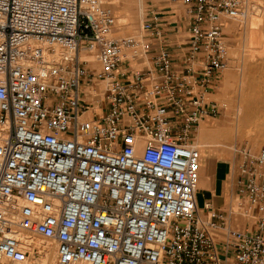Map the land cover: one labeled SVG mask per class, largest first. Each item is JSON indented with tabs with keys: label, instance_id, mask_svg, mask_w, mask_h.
I'll return each instance as SVG.
<instances>
[{
	"label": "built area",
	"instance_id": "2783aa9c",
	"mask_svg": "<svg viewBox=\"0 0 264 264\" xmlns=\"http://www.w3.org/2000/svg\"><path fill=\"white\" fill-rule=\"evenodd\" d=\"M145 35H115L107 0H0V264H264V145L244 150L236 191L253 225L212 231L224 214L197 192L195 131L228 66L226 24L244 0H166ZM23 234V237H19ZM41 253V252H40Z\"/></svg>",
	"mask_w": 264,
	"mask_h": 264
},
{
	"label": "rangeland",
	"instance_id": "374dc122",
	"mask_svg": "<svg viewBox=\"0 0 264 264\" xmlns=\"http://www.w3.org/2000/svg\"><path fill=\"white\" fill-rule=\"evenodd\" d=\"M164 5H166L167 9L169 10H178L179 12L181 11V16L184 15L187 9V5L181 3H174V4L165 3V0H126L124 9L126 8L128 13H130L129 23L126 25H121L119 24L120 22L118 20V16L124 12L123 8L120 7V5L115 4L113 0H107L106 2V7L110 8L117 18L116 27L114 28L115 35H134L139 37L145 35L144 32L141 30V26L143 20L146 17L147 12L153 8H159ZM247 6H249L250 8V12L252 16L255 15H256L255 17L263 16L262 18L264 21V0H244L245 12L243 15H241L240 18L244 17L243 21L246 22L247 24L239 21L240 19L238 20L230 19L226 24L225 32H226V40L228 45V66L222 72L221 77L217 81V84L213 89V93L211 94V97L214 100H216L220 105V112L217 116L202 121L201 124L198 126L200 130L211 129L213 131L214 130L216 131L218 129H223L224 134H222L219 137V139L222 140L224 145L220 147L217 146L216 149L209 146L203 147L202 153L204 158L202 157V165H203L202 177L206 165L209 162L211 156L212 158H214V161L218 160V162L221 161L222 165L225 164L226 168L224 169H226V171L233 170L237 177L238 167L239 164L242 162V154H243L242 152L244 150H247L251 154H256L260 150V148L264 145V141H262L264 140L263 131L253 130L252 132L254 131L256 132H254L255 134L252 135V132H249L251 127L248 126L246 128H241L240 125L237 124L238 121L235 114V110L233 109L232 106L229 105V103L235 104L238 98L240 97L241 94L240 81L243 80V78L246 81V83H244L243 85V92L244 94L247 95L248 99L251 101L253 105L259 104V100L264 94L263 91L264 69L258 68L256 66H250L251 62H250L249 54L252 51H254V49L256 50L257 43L252 42L248 38V32L251 30L252 27L251 26L252 20L250 17L246 18ZM183 17L184 18L174 17V19L177 18V21H174L172 23L174 24L179 23L182 26H184L189 21V18L187 14H185ZM231 23L233 24L237 23L238 25L233 26V24ZM250 43H252V45ZM249 48H251V50ZM246 50L248 52H246ZM259 79L261 80L259 82L260 84L259 83L257 84V81H259ZM252 80H255L256 82L255 85L251 84ZM260 88L262 90H260ZM256 134L257 136H255ZM194 135L196 136V133H194ZM258 136H261L259 137L261 141H259L258 144L253 145L254 138L256 137L255 139H258ZM231 205L234 210L236 211L239 210L237 196L233 197ZM244 220L245 222L243 224H241L239 220L238 223L236 222L237 223L236 225L244 228L245 224L252 226L254 223L252 222V220H249L248 218H244ZM239 223L241 225H239ZM39 256H40V252H37V254H35V257H39Z\"/></svg>",
	"mask_w": 264,
	"mask_h": 264
},
{
	"label": "bare ground",
	"instance_id": "6f19581e",
	"mask_svg": "<svg viewBox=\"0 0 264 264\" xmlns=\"http://www.w3.org/2000/svg\"><path fill=\"white\" fill-rule=\"evenodd\" d=\"M113 2L115 4L120 5V7H122L124 10V12L118 16V20L120 22L119 24H121V25L128 24L130 13H128L126 8L124 9L126 0H113ZM255 16H252V14L250 12V8H249V6H247L246 18L250 17L252 20V22H251L252 27H251V30L248 32V38L252 42L257 43L256 50L254 49V51H252L249 54V58H250V62H251L250 66H256L258 68L264 69V21L262 18L263 16L262 17H255ZM240 17H238L237 20L240 19L239 21H241L243 23L244 17L243 16H242L243 18H240ZM244 23H246V22H244ZM231 24H233V23H231ZM234 25L237 26L238 24L234 23L233 26ZM250 44L252 45V43H250ZM249 47H251V46H249ZM249 49L251 50V48H249ZM247 50H246V52H248ZM243 57H244V55H243ZM260 81L261 80L259 79V81H257V84ZM240 83H241V89L239 88L241 90L240 97L238 98L236 103L234 102L235 104L229 103V105L232 106L233 109L235 110V114H236L237 121H238L237 124H239L241 128H246L248 126L251 127L249 132H252L253 130H256V131L260 130V131H263V133H264V94L260 98L259 104L253 105L251 103V101L248 99L247 95L244 94V92H243V85H244V83H246L245 79L243 78V80H241ZM255 83H256L255 80L251 81V84L255 85ZM238 87H239V85H238ZM246 89H247V87H246ZM260 90H262V89L260 88ZM256 131H254V132H256ZM249 132H248V134H249ZM254 132H252V135L255 134ZM195 133H196V136H195L196 140H195L194 144H195V146H197L202 151H203V147H206V146H209V147L216 149L217 146L220 147V146L224 145L222 140L219 139V137L222 134H224L223 129H218L216 131L215 130L213 131L211 129L210 130H208V129L200 130V128H198V129H196ZM250 135H251V133H250ZM255 136H257V134ZM259 137H261V136H258V139H255L256 137L254 138L253 145L258 144V142L261 141ZM262 139H263V136H262ZM262 141H264V140H262ZM200 180H201V178H200ZM201 214H202L201 215V217H202L203 213H201ZM203 219H204V217H203ZM19 237L24 238L25 236H23V234H20ZM29 241L33 246H37L39 249H41L40 256L35 259L33 264H55L56 263V243L54 241L44 240V239L35 238V237L29 238Z\"/></svg>",
	"mask_w": 264,
	"mask_h": 264
},
{
	"label": "crops",
	"instance_id": "0c3cea01",
	"mask_svg": "<svg viewBox=\"0 0 264 264\" xmlns=\"http://www.w3.org/2000/svg\"><path fill=\"white\" fill-rule=\"evenodd\" d=\"M165 3L168 2L165 0ZM159 8L163 12L164 19H166L169 23L177 21V18L174 19V17L184 18L183 16L187 14L185 12L184 15L181 16V11L169 10L166 5ZM224 168H226L225 164L222 165L221 161L218 162V160L214 161V158L211 156L206 165L203 177L202 166L201 180L199 182V189L197 192V202L200 209V216L202 215L201 213H203L202 218L204 217V220H207V212L205 210V204L207 202L212 204L214 210L224 214L225 222H219V226L212 231L218 251L221 255L223 253L225 234L227 230L225 225H229L231 228L237 229L242 228L241 226L236 225L239 220L241 224L245 222L244 217L239 214L230 213L232 208V199L234 196H237L235 184L236 174L233 170L226 171ZM240 223L239 225H241ZM245 226H248V224H245Z\"/></svg>",
	"mask_w": 264,
	"mask_h": 264
}]
</instances>
